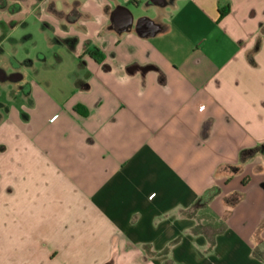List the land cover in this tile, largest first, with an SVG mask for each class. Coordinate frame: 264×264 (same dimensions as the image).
<instances>
[{
    "label": "crops",
    "instance_id": "crops-1",
    "mask_svg": "<svg viewBox=\"0 0 264 264\" xmlns=\"http://www.w3.org/2000/svg\"><path fill=\"white\" fill-rule=\"evenodd\" d=\"M3 1L0 264H264V0Z\"/></svg>",
    "mask_w": 264,
    "mask_h": 264
},
{
    "label": "rangeland",
    "instance_id": "rangeland-1",
    "mask_svg": "<svg viewBox=\"0 0 264 264\" xmlns=\"http://www.w3.org/2000/svg\"><path fill=\"white\" fill-rule=\"evenodd\" d=\"M133 1L134 2L130 4V8L135 12L136 15L140 14V12H148L145 6L150 0H140L138 3L139 5L137 6L139 8H137L135 5L136 1ZM3 2V0H0V3ZM12 38L5 41L4 44H0V66H6L9 64L13 65V61L20 67L22 71H24L30 60H33L32 57H38L37 49L44 50L47 54L52 55V51L49 50V46L47 45V42L44 38V34L41 32V29L37 24H30L26 32L21 30L18 32V34H16L15 37ZM3 50H5V52ZM14 86L15 84L11 81H7L6 83L0 81V104H8V94H12V89Z\"/></svg>",
    "mask_w": 264,
    "mask_h": 264
},
{
    "label": "trees",
    "instance_id": "trees-1",
    "mask_svg": "<svg viewBox=\"0 0 264 264\" xmlns=\"http://www.w3.org/2000/svg\"><path fill=\"white\" fill-rule=\"evenodd\" d=\"M230 12V7H228L226 10L224 9H221L220 10V19L223 18L224 16H226V14H228ZM92 55H94L93 53H91ZM244 183H246L244 181ZM217 194V191L214 189L212 190L207 196L206 198L204 199V202L206 203L207 201L211 200L213 198V196H215ZM256 256L262 260H264V241L261 242L259 245H258V248L255 252Z\"/></svg>",
    "mask_w": 264,
    "mask_h": 264
},
{
    "label": "built area",
    "instance_id": "built-area-1",
    "mask_svg": "<svg viewBox=\"0 0 264 264\" xmlns=\"http://www.w3.org/2000/svg\"><path fill=\"white\" fill-rule=\"evenodd\" d=\"M201 108H203V107H201Z\"/></svg>",
    "mask_w": 264,
    "mask_h": 264
}]
</instances>
